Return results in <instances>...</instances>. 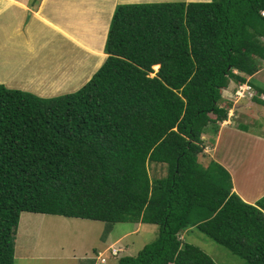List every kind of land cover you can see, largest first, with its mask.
Instances as JSON below:
<instances>
[{"label":"trees","instance_id":"16d2710c","mask_svg":"<svg viewBox=\"0 0 264 264\" xmlns=\"http://www.w3.org/2000/svg\"><path fill=\"white\" fill-rule=\"evenodd\" d=\"M105 52L74 92L0 83V264H15L24 211L104 221V240L118 222L159 225L117 264H218L182 238L194 226L264 264V196L246 201L222 164L200 161L204 133L228 119L224 89L261 69L264 0L121 3Z\"/></svg>","mask_w":264,"mask_h":264},{"label":"rangeland","instance_id":"374dc122","mask_svg":"<svg viewBox=\"0 0 264 264\" xmlns=\"http://www.w3.org/2000/svg\"><path fill=\"white\" fill-rule=\"evenodd\" d=\"M87 1L84 4L85 7L82 5L81 7L89 11V16L77 17L78 13L75 12L80 10L79 4L81 2H76L72 9L76 16L69 18V23L73 24L66 27L69 35L66 34L63 39L60 38L57 43H53L51 46H42V48L28 51L17 50L18 47L15 49L14 46L15 39L12 38L11 55L8 56L10 60L8 61V58L0 60V70L4 69L2 70L4 73L1 72L0 74V83L11 88L29 90L45 97L74 92L93 76L108 57L105 52V42L111 18L117 5L131 2L186 0ZM31 17L26 14L27 19L30 20ZM61 20L69 21L66 17H62ZM48 37L50 41L56 39L53 33H50ZM29 38L27 35V40ZM263 67L264 61L261 68ZM155 68L158 69V67ZM5 73H9V76ZM2 77L10 78L5 81ZM230 84L233 86L230 89L232 91L230 100L226 105L229 108L228 119H232L235 126L239 122H245L249 124L251 129L264 135V91L260 92L253 84L249 83L253 86L251 90L254 97L239 96L235 94L239 83L231 81ZM228 93L229 91H225V94ZM256 97L262 101H256ZM216 133L207 130L204 133L206 143L214 138ZM236 146L234 153H241V150H238L239 144ZM210 149L206 147L208 153L205 151L204 154L200 155V161L205 167L210 164L212 159ZM150 173L152 176H163L167 173V166L161 163H151ZM62 217L65 216L45 215V213L30 211L22 212L15 238V264H92V259L93 264H117L120 256L135 255L145 244L156 239L160 230L159 225L153 223L140 222V224L137 222L136 225L132 222H118L114 224L110 238L106 241L103 238L106 222L73 217L63 219ZM77 220L82 224L79 225ZM138 227L140 228L136 231ZM182 238L201 247L218 264H253L234 254L229 248L218 243L196 226L184 231ZM38 240L40 243L36 248ZM102 240L106 241L105 251L101 252L103 254L101 255L95 250V256L93 248L99 247L101 244L102 250ZM43 241L45 242L43 243ZM62 245L65 246L67 252L58 251ZM72 249H75V254H70ZM90 254L94 255L92 259Z\"/></svg>","mask_w":264,"mask_h":264},{"label":"crops","instance_id":"0c3cea01","mask_svg":"<svg viewBox=\"0 0 264 264\" xmlns=\"http://www.w3.org/2000/svg\"><path fill=\"white\" fill-rule=\"evenodd\" d=\"M76 2H81V4H79L80 10L75 12L78 13L77 17H88L89 11L81 7V5L84 6V4L88 2L87 0H0V60H5L11 55L12 38L15 39V49L18 47L17 50L23 49L28 51L42 48V46H51L53 43H57L60 38L63 39V36H66V34L69 35V31L66 27L67 25L72 26L73 24L69 23V18L75 15L72 9L74 5H76ZM26 14L32 16L30 20L26 18ZM60 16L68 18L69 21H62V17ZM50 33L55 34L56 39L50 41L48 37ZM27 35L30 37L28 40ZM9 60L8 58V61ZM2 70H0V74L1 72L4 73ZM5 74L9 76V73ZM8 78L3 79L6 81L9 80ZM248 83L253 84L256 89L264 88V67L253 76L249 77ZM232 86L233 85L230 84L229 87L224 90L223 98L225 99V105H227L230 100V93L232 92L230 89ZM225 91H229V93L225 94ZM242 126H244L245 129H243L244 127ZM237 144L240 146L238 150H241V153H234ZM207 147L211 148L209 152L212 159L222 164L229 171L233 179V189L246 201L255 203L264 196L263 134L251 129L249 124L245 122H239L238 125L235 126L233 125L232 119H227L220 122L218 132L214 138L208 141ZM205 151L208 153L206 149ZM62 218H67V216ZM139 228L140 227L136 228V231L139 230ZM110 235L108 238H110ZM106 241L102 240V250L100 247L101 244L99 247L93 248V254L95 256V250L99 252V254L105 251ZM39 243L40 240L37 241L36 248ZM58 251L61 253L67 252L63 245ZM75 252V249H72L70 254H75ZM93 254H90L92 255L91 259L94 256ZM74 256L76 257V255ZM93 263L92 259V264Z\"/></svg>","mask_w":264,"mask_h":264},{"label":"built area","instance_id":"2783aa9c","mask_svg":"<svg viewBox=\"0 0 264 264\" xmlns=\"http://www.w3.org/2000/svg\"><path fill=\"white\" fill-rule=\"evenodd\" d=\"M253 86H251L248 82L239 84L235 94L239 96H249L250 98L254 97L253 91L251 90Z\"/></svg>","mask_w":264,"mask_h":264},{"label":"bare ground","instance_id":"6f19581e","mask_svg":"<svg viewBox=\"0 0 264 264\" xmlns=\"http://www.w3.org/2000/svg\"><path fill=\"white\" fill-rule=\"evenodd\" d=\"M53 78V77H52ZM53 80V79H52ZM49 89V88H48ZM54 91V90H53ZM44 92V91H43ZM55 92V91H54ZM45 93V92H44ZM46 215V214H45ZM49 215V214H48ZM55 216V215H54ZM50 217V216H49ZM57 218V217H56ZM77 221H79V220H77ZM46 222V221H45ZM55 223H56V221H55ZM80 224H82L80 221H79V225ZM46 226V225H45ZM82 226H85V225H82ZM78 229V228H77ZM86 230H87V228H85ZM85 231V230H84ZM57 233V232H56ZM59 233V232H58ZM52 235V234H51ZM52 237H53V235H52ZM42 238V237H41ZM45 239V238H44ZM42 241V240H41ZM45 241H43V243H44ZM41 247H42V245H41Z\"/></svg>","mask_w":264,"mask_h":264}]
</instances>
